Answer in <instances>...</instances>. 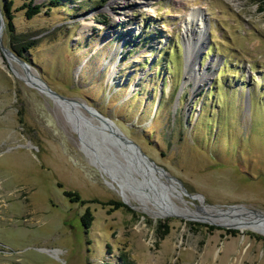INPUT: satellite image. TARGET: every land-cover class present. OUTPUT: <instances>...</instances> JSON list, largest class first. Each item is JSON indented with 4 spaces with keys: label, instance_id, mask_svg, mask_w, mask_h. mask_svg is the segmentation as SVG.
I'll return each instance as SVG.
<instances>
[{
    "label": "rangeland",
    "instance_id": "rangeland-1",
    "mask_svg": "<svg viewBox=\"0 0 264 264\" xmlns=\"http://www.w3.org/2000/svg\"><path fill=\"white\" fill-rule=\"evenodd\" d=\"M13 1L16 32L36 44L29 70L0 50V264H264L261 231L147 212L162 203L264 215V3ZM30 1L43 5L33 18L21 9ZM110 119L168 173L127 160L105 137Z\"/></svg>",
    "mask_w": 264,
    "mask_h": 264
},
{
    "label": "bare ground",
    "instance_id": "bare-ground-1",
    "mask_svg": "<svg viewBox=\"0 0 264 264\" xmlns=\"http://www.w3.org/2000/svg\"><path fill=\"white\" fill-rule=\"evenodd\" d=\"M192 15H196V12H192ZM198 21L201 24H204L203 18L198 17ZM92 24L90 22H84V28L81 30V34L87 33L88 31L92 30ZM196 33L195 41L193 40V36L191 38H188L189 42V50L191 53H196L197 51V45H200L202 43V40L205 38V27L202 25L200 28H197L196 30L193 29ZM191 44V45H190ZM192 57V55H191ZM0 58L2 61H4L6 58L1 54ZM8 63H12V58L7 56ZM188 66L190 68H194L196 66V63L193 59L189 60ZM26 70H29L25 68ZM20 78H23L27 80L30 84L35 83L36 81L32 79L30 76H20ZM189 77H192L191 74H189ZM37 82L39 80L37 79ZM62 103L63 105L67 106L68 103L61 101L60 99H55ZM85 138V137H84ZM129 146V145H128ZM89 153V152H88ZM93 161L96 163H99V167H103L100 160L93 157ZM97 160V161H96ZM106 167L103 168L104 172L108 173L109 176L112 175L111 172L106 171ZM128 195V194H127ZM125 201L128 203H131V198L128 196H125ZM238 206V205H237ZM259 211V210H258ZM147 212L152 214L155 217H167L171 214L180 215L186 219H194L198 221L203 222H209L213 224L218 225H225L230 227H242L245 229H252V230H258L264 233V215H262L259 212H253L248 213L246 211L245 207H233V208H220L215 207L211 205H205L202 207H198L197 209H180L176 205L173 204H160L156 206L155 208H149L147 209Z\"/></svg>",
    "mask_w": 264,
    "mask_h": 264
},
{
    "label": "water",
    "instance_id": "water-1",
    "mask_svg": "<svg viewBox=\"0 0 264 264\" xmlns=\"http://www.w3.org/2000/svg\"><path fill=\"white\" fill-rule=\"evenodd\" d=\"M5 27H6V21H5V18H4V14H3V11H2V5H1V0H0V50L2 51L3 55L6 58H7V56H9L15 62L19 63L22 67L30 69L31 65L28 62H26L24 59H22L20 56H18L10 47H8V46H6L4 44L3 33H4ZM10 66H11L12 71L16 74V76L19 77V74H17V72L12 68V65H10ZM38 80H39V82H35V83L31 84V85L34 86V87H38V88L42 89L46 94H48L54 100L55 99H60L61 101H64L66 103L74 102V100L69 99V98L61 95L57 91H54L41 78L38 77ZM73 105L74 104H67V106H65V107H70V106H73ZM88 108L93 109V110L96 111V109H94L93 107H89L88 106ZM96 114L98 115V117L104 118V115H102L98 111H97ZM107 121L109 122V126L106 128V129H108V131L104 130L103 127H101L102 130H104V132H105V137L109 140V142L116 143L117 145H119L121 151L124 153V156L127 158V160L129 159L132 162H134L135 165H138V166L144 168V170L146 171V175H149L151 172L153 173L154 171H158V170L162 171V172H165V173H168L164 167L159 166L154 160H152L141 149V147L136 142H134L132 139L127 137L117 127V125L114 123V121H112L111 119L107 120ZM128 145L130 147L128 148V151H127L125 149V146H128ZM147 161L150 162V165H149V163ZM171 176H172V178L177 180L182 185V188H183L184 192L189 193L187 191L186 187L184 186L183 182L180 179H178L177 177H175L173 175H171ZM149 180H152V179H149ZM211 206H213V205H211ZM233 207H241V206H229L228 208H233ZM251 211H256V210H251ZM221 226L230 227V226H225V225H221Z\"/></svg>",
    "mask_w": 264,
    "mask_h": 264
},
{
    "label": "trees",
    "instance_id": "trees-1",
    "mask_svg": "<svg viewBox=\"0 0 264 264\" xmlns=\"http://www.w3.org/2000/svg\"><path fill=\"white\" fill-rule=\"evenodd\" d=\"M34 1V0H33ZM260 3H264V0H257ZM43 5L42 4H33L32 1L30 3H25L24 7L21 9L27 8L26 15L29 18H33L37 14H39L42 10ZM262 11H264V6L261 8ZM2 11L4 14V18L6 21V29L9 32V42L10 47L12 50L20 56L22 59L28 61L29 57L27 55V52H29L30 49H32L36 41L30 40V38L24 37V35L19 34L16 32V27L14 23L15 15H14V1L13 0H3L2 3ZM64 194L71 197L73 201H79L81 200L80 194L78 192L65 190ZM118 208L121 206H126L124 203H118ZM83 223L85 227L89 228L92 225V222L94 220L93 215L91 214L90 210L87 209V211L82 216ZM214 229H218L220 227L212 226ZM229 232H235L234 230L227 229ZM169 230H165L162 233V238H165V236L168 234ZM261 239H264L263 237H260Z\"/></svg>",
    "mask_w": 264,
    "mask_h": 264
}]
</instances>
